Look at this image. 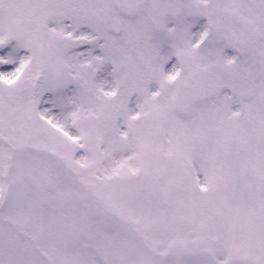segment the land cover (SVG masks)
<instances>
[{
    "label": "snow or ice",
    "instance_id": "snow-or-ice-1",
    "mask_svg": "<svg viewBox=\"0 0 264 264\" xmlns=\"http://www.w3.org/2000/svg\"><path fill=\"white\" fill-rule=\"evenodd\" d=\"M0 264H264V0H0Z\"/></svg>",
    "mask_w": 264,
    "mask_h": 264
}]
</instances>
